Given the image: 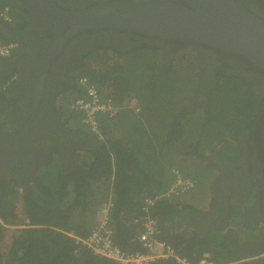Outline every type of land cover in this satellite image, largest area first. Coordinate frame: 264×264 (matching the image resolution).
<instances>
[{
    "label": "trees",
    "instance_id": "trees-1",
    "mask_svg": "<svg viewBox=\"0 0 264 264\" xmlns=\"http://www.w3.org/2000/svg\"><path fill=\"white\" fill-rule=\"evenodd\" d=\"M7 6L11 7L10 0H0V10ZM20 23V18L14 16L13 24H0V40L12 41L5 38L2 30L18 29ZM106 31L129 34L140 41L143 38L147 43L126 54L98 51L69 63V78L54 102L63 101L68 106L81 92L77 78L87 76L118 104L132 102L136 107L140 102L141 112L134 117L141 124L130 121L131 115L125 116L127 112H117L107 120L106 138L101 142L82 131L84 125L80 115H77L79 120L71 119L67 111L65 119L64 113L58 111L66 128L70 130L69 122L76 123L80 129L71 130L86 137L91 145L74 147L72 163L67 157L59 156L62 149L54 150L57 155L53 154L48 163L38 165L35 179L28 185L21 184L18 176L10 175V172L3 176L0 174V264H117L95 255L86 246L76 244L68 233L87 238L95 226L98 207L110 200L113 203L111 225L115 232L114 243L126 252L141 250L138 234L142 226L136 221L145 213L142 210L144 199L154 198L168 189L172 170L180 169L178 158L189 157L207 163L212 151L222 149L219 145L230 143L229 139H222L219 145H214L223 134L220 117L230 112L219 95L210 101L208 109L194 108L189 100L184 104L179 99L178 103H172V99L177 100L172 89L175 78L172 71L170 75L169 72L156 74L153 65L146 69L125 66L129 55L138 50L158 51L151 45L152 39L133 32ZM88 33L94 32L85 31L79 36ZM173 43L178 49L184 47L181 43ZM17 46L19 51L15 57H0V131L6 133L11 126L5 122V112L14 105L12 96L19 83L20 71L14 62L22 54V48L20 43ZM161 99L163 107L169 109L167 115H162ZM220 107L222 112H219ZM201 111L205 112L202 118L198 115ZM151 114L154 118L150 119ZM127 129L133 135L121 134ZM236 133L233 142L238 143ZM50 138L58 146L67 140L66 135ZM44 143L51 142L46 138ZM166 153L168 157L163 161ZM4 156L0 148V158ZM208 165L212 171H217L216 164L210 161ZM18 204L34 227L17 230L7 242L5 226L14 225ZM150 213L157 221L158 239L171 245L189 264H199L203 260L225 263L211 258L212 253L228 254V244L223 242L224 234L216 230L209 233L200 230L199 216L202 212L189 203V198L161 200L150 208ZM233 225L237 224L234 222ZM152 264L179 263L174 259L159 258Z\"/></svg>",
    "mask_w": 264,
    "mask_h": 264
},
{
    "label": "flooded vegetation",
    "instance_id": "flooded-vegetation-1",
    "mask_svg": "<svg viewBox=\"0 0 264 264\" xmlns=\"http://www.w3.org/2000/svg\"><path fill=\"white\" fill-rule=\"evenodd\" d=\"M123 1L142 0H10L11 7L7 8L13 21L16 16L21 23L18 29L2 32L6 39L20 43L22 54L14 62L20 71L12 96L14 105L5 112L10 131H0V148L5 153L0 158L2 176L10 172L18 176L21 184L28 185L35 179L38 165L48 163L54 150L62 149L59 156L72 163L74 147L91 145L86 137L67 129L56 111L55 97L63 92L59 93L69 78L68 64L98 51L126 54L147 42L129 34L106 31L122 30L95 29L90 30L94 33L79 36L81 32L61 45L56 31L64 18L58 10L75 13ZM170 1L194 10L190 3L196 0ZM237 3L242 11L264 23V0H237ZM133 33L152 39L151 45L160 53L156 74L171 71L177 53L186 49L195 52L198 77L194 78L196 87L189 102L194 108L208 109L219 90L220 94L224 89L231 94L236 85L244 87L247 114L239 123H232L238 143L219 145L222 149L212 151L210 160L203 162L206 166L210 161L216 164L217 174L208 188L204 186L203 192L207 194L208 189L211 201L199 216V228L206 233L218 230L224 234L228 254L212 253L211 258L225 261L224 264H264V70L244 56L211 46L185 45ZM173 42L184 47L178 49ZM230 98L226 97L224 103ZM61 135H66L67 140L58 146L50 137ZM46 138L51 143L45 144Z\"/></svg>",
    "mask_w": 264,
    "mask_h": 264
},
{
    "label": "water",
    "instance_id": "water-1",
    "mask_svg": "<svg viewBox=\"0 0 264 264\" xmlns=\"http://www.w3.org/2000/svg\"><path fill=\"white\" fill-rule=\"evenodd\" d=\"M190 4L194 10L170 0L115 2L75 13L58 10L64 18L56 31L58 41L63 45L75 35L95 29L133 31L239 54L264 70L262 21L242 11L237 0H196Z\"/></svg>",
    "mask_w": 264,
    "mask_h": 264
},
{
    "label": "built area",
    "instance_id": "built-area-1",
    "mask_svg": "<svg viewBox=\"0 0 264 264\" xmlns=\"http://www.w3.org/2000/svg\"><path fill=\"white\" fill-rule=\"evenodd\" d=\"M13 18L10 14L9 8H2L0 10V24H11ZM16 43H6L0 40V57L10 58L17 49ZM77 86L80 89V94L69 102L68 106L64 104L60 107V112L64 113L65 119L67 111L71 119H78L77 115L81 116V121L84 129L91 136L96 137L97 140L103 142L105 140V126L107 120L112 117V111L122 113V111L130 106L137 112L140 109L135 108L130 102L128 105L118 104L111 97L105 95L89 77L81 76L77 78ZM59 103H64L59 101ZM69 122V121H68ZM70 123V128H79L76 123ZM80 129V128H79ZM211 172L208 168L205 173V183L207 178H210ZM198 181L189 177L181 169L174 168L171 172V181L168 189L158 196L144 199V206L142 210L144 215L136 222L142 226L139 233L138 240L141 245V250L134 252H126L114 243V229L111 225V210L113 203L107 201L102 204L96 212V221L94 228L91 230L87 238L75 236L73 233H68L75 239L76 244L86 246L95 255L102 256L106 259L115 261L119 264H152L159 258L174 259L179 264H189L186 259L181 258L171 245L158 239L160 234L157 221L150 213V208L157 202L165 199H176L183 197L197 188ZM206 200V196L203 195ZM196 201L198 198L189 197V202ZM21 204H18L16 214L17 219L12 226H8V230L14 232L21 229L33 228L34 226L21 212ZM200 264H212L209 261H201Z\"/></svg>",
    "mask_w": 264,
    "mask_h": 264
},
{
    "label": "rangeland",
    "instance_id": "rangeland-1",
    "mask_svg": "<svg viewBox=\"0 0 264 264\" xmlns=\"http://www.w3.org/2000/svg\"><path fill=\"white\" fill-rule=\"evenodd\" d=\"M153 57V60H151V58ZM135 59H137L135 61ZM197 56L195 54V52L192 49H186L184 51H181L179 53L176 54L175 56V61L172 64L171 67V71L172 74H175V78H174V84L172 86L173 89V94L174 96L177 98V100L172 99V103H178V99L180 101H182V103H186L187 100H189V102L192 100L193 94H194V90L196 87V69H197V64H196V60H197ZM128 62L125 63V66H129L131 69H135V68H144L146 69L149 65H153L154 68L158 67V62L160 61V53L159 52H153L149 49H142V50H138L135 53H132L131 55H129L128 57ZM126 60V61H127ZM149 71H147V75L148 76ZM169 75H170V71H169ZM198 77V76H197ZM195 78V79H194ZM140 79L145 80L146 77H141ZM169 81H171V79L169 78ZM172 82V81H171ZM158 86H161L160 84ZM226 88V87H225ZM227 89H224V93L220 94L218 91V95L220 96L219 99H221L224 102V99L227 97H232L230 99L227 100V104L226 107L227 109L230 110L229 113L224 114L220 117L221 119V124H222V135L220 137H218L217 142L215 141L214 145H219L220 140L222 139H229L230 143H233V135L236 131V127L235 124L239 123L240 121H242L243 119L242 116L246 115L247 112L246 107H245V96L242 95V90H244V87L242 85H236L232 90L233 92L231 94L226 93ZM222 97V98H221ZM133 99L138 100L137 98L133 97ZM161 105H162V115H167L169 113V109H165L163 107V102L162 99L160 100ZM60 107L61 105H57V111L60 112ZM142 105L140 104V102L137 104V106L135 108L138 109H142L141 108ZM222 107H220L219 112H222ZM125 112H127V114L125 116H127L128 114H130V121L132 120L133 123H138L141 124V121H136L134 116H139L140 112H137L133 107H126L125 108ZM203 112L201 111V114H198L201 118L203 117ZM205 113V112H204ZM250 115V114H249ZM123 116V117H125ZM143 117V114L141 115ZM149 118H154V115H149ZM200 118V119H201ZM237 121V122H235ZM202 121H200L201 123ZM235 122V124L232 125V123ZM130 127V122H129V126L128 129ZM127 131L124 133H121L122 135L126 134V135H133V132L131 131ZM142 129V126H141ZM172 152H169V154ZM168 154H163V158L162 160L164 161L165 159H167ZM178 166L180 167V169L186 173L189 174L192 178L196 179L198 181V186L195 190H193L192 192L186 194V198H189L190 196H192L193 194H196L199 190V185L200 183L204 180V176L205 173L208 170V167L206 166V164H204L201 161H195L194 158H189V157H185V158H180L178 160ZM217 172L213 170L212 176L210 178H207L205 184L206 187L208 188L210 186V184L213 182L215 176H216ZM200 192V190H199ZM191 203V202H189ZM228 230V228L226 229V231ZM225 231V229H224ZM10 236H11V232H7L6 233V240L7 242L10 240ZM204 261V260H203Z\"/></svg>",
    "mask_w": 264,
    "mask_h": 264
},
{
    "label": "clouds",
    "instance_id": "clouds-1",
    "mask_svg": "<svg viewBox=\"0 0 264 264\" xmlns=\"http://www.w3.org/2000/svg\"><path fill=\"white\" fill-rule=\"evenodd\" d=\"M14 23V21L11 23V24H13ZM11 24H2V25H11ZM6 43H16V44H18L17 42H15V41H5ZM17 51H19V48L17 47V49H16V51L14 52V54H13V56L12 57H10V58H3V59H11V58H13V57H15L16 55V52ZM106 96H108V95H106ZM108 97H111V96H108ZM112 98V97H111ZM113 99V98H112ZM114 100V99H113ZM115 101V100H114ZM116 102V101H115ZM64 103H59V102H55V107H56V109H57V105H63ZM123 112H125V109L122 111V113ZM139 112H141V111H139ZM121 113V114H122ZM71 129H75V128H71ZM82 131H85L86 132V130L85 129H83ZM87 133V132H86ZM99 141V140H98ZM209 168V167H208ZM210 169V168H209ZM210 172H211V175H212V173H213V171L210 169ZM213 182H214V180H213ZM198 185V184H197ZM204 186H205V189L207 188L206 187V184L205 183H200V185H199V189H202V190H204ZM199 191V190H198ZM203 195H205L206 196V198H208L209 197V195H208V189H207V194L206 193H204L203 192ZM210 201H211V198L209 199V200H207L206 202L207 203H210ZM96 216V215H95ZM97 219V217L95 218V220ZM95 223H97V221H95ZM6 227V230H7V232H11V236H12V234L13 233H15L16 231H14V232H12V231H10V230H8V226H5ZM141 230H142V228H141ZM140 230V231H141ZM6 232V233H7ZM140 233V232H139ZM11 236H10V239H11ZM138 236H139V234H138ZM139 241V240H138ZM210 262V261H209ZM210 263H212V262H210ZM200 264V263H199ZM212 264H215V263H212ZM222 264V263H221Z\"/></svg>",
    "mask_w": 264,
    "mask_h": 264
},
{
    "label": "crops",
    "instance_id": "crops-1",
    "mask_svg": "<svg viewBox=\"0 0 264 264\" xmlns=\"http://www.w3.org/2000/svg\"><path fill=\"white\" fill-rule=\"evenodd\" d=\"M180 158H178L179 160ZM170 178H171V174H170ZM200 192L198 191L196 194H193L192 196H190L191 198L192 197H196L198 198V200L196 201H191V203L197 208L199 209L202 213H205V211L207 210V208L209 207V203H207L206 201H204L205 199H203V190L202 189H199ZM210 199V196L208 198H206V200H209ZM227 229V228H226ZM225 229V231H226ZM218 231V230H217ZM224 231V232H225ZM223 233V232H222Z\"/></svg>",
    "mask_w": 264,
    "mask_h": 264
},
{
    "label": "bare ground",
    "instance_id": "bare-ground-1",
    "mask_svg": "<svg viewBox=\"0 0 264 264\" xmlns=\"http://www.w3.org/2000/svg\"><path fill=\"white\" fill-rule=\"evenodd\" d=\"M112 116H114V115H116L117 114V112H115V111H112ZM150 211V210H149ZM204 261H207V260H204ZM115 262V261H114ZM117 263V262H116ZM117 264H119V263H117Z\"/></svg>",
    "mask_w": 264,
    "mask_h": 264
}]
</instances>
